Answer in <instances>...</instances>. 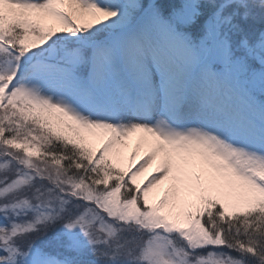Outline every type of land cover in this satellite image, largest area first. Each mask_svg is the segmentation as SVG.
<instances>
[{"label": "snow or ice", "instance_id": "6c2138e0", "mask_svg": "<svg viewBox=\"0 0 264 264\" xmlns=\"http://www.w3.org/2000/svg\"><path fill=\"white\" fill-rule=\"evenodd\" d=\"M0 264H264V0H0Z\"/></svg>", "mask_w": 264, "mask_h": 264}, {"label": "bare ground", "instance_id": "6f19581e", "mask_svg": "<svg viewBox=\"0 0 264 264\" xmlns=\"http://www.w3.org/2000/svg\"><path fill=\"white\" fill-rule=\"evenodd\" d=\"M140 134H137L136 136H134L133 138H131V140L128 142V147L125 149V158L127 159L132 151L135 149L136 147V142H137V139H138V136ZM145 155V149L144 148H141L138 152V155H137V160H139L141 157H143ZM125 159V160H126ZM159 159V158H158ZM155 167H156V164L154 163L152 166H150L147 170V172H145L143 175H142V180H144L145 178H147L150 174H154V171H155ZM168 187V182H165L164 185H162L160 188H158L156 191L160 194H162V191H163V188H166Z\"/></svg>", "mask_w": 264, "mask_h": 264}, {"label": "rangeland", "instance_id": "374dc122", "mask_svg": "<svg viewBox=\"0 0 264 264\" xmlns=\"http://www.w3.org/2000/svg\"><path fill=\"white\" fill-rule=\"evenodd\" d=\"M125 162L127 163V159L125 160ZM142 178H143V177L141 176V177L139 178V180H142Z\"/></svg>", "mask_w": 264, "mask_h": 264}]
</instances>
